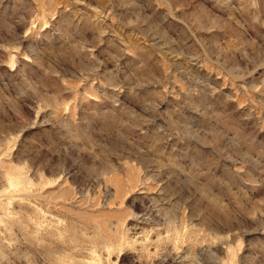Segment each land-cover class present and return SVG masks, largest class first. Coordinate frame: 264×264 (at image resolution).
Here are the masks:
<instances>
[{
    "label": "rangeland",
    "instance_id": "1",
    "mask_svg": "<svg viewBox=\"0 0 264 264\" xmlns=\"http://www.w3.org/2000/svg\"><path fill=\"white\" fill-rule=\"evenodd\" d=\"M0 264H264V0H0Z\"/></svg>",
    "mask_w": 264,
    "mask_h": 264
}]
</instances>
